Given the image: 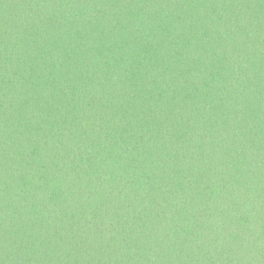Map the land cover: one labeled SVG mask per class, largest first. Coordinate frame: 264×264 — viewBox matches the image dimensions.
Wrapping results in <instances>:
<instances>
[{
	"label": "trees",
	"instance_id": "trees-1",
	"mask_svg": "<svg viewBox=\"0 0 264 264\" xmlns=\"http://www.w3.org/2000/svg\"><path fill=\"white\" fill-rule=\"evenodd\" d=\"M0 264H264V0H0Z\"/></svg>",
	"mask_w": 264,
	"mask_h": 264
}]
</instances>
